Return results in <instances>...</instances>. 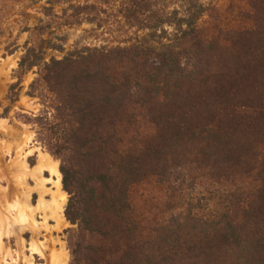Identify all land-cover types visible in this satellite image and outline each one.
Wrapping results in <instances>:
<instances>
[{
  "label": "trees",
  "instance_id": "1",
  "mask_svg": "<svg viewBox=\"0 0 264 264\" xmlns=\"http://www.w3.org/2000/svg\"><path fill=\"white\" fill-rule=\"evenodd\" d=\"M80 1L46 0L41 11L55 18L66 5L63 25L92 22L95 5ZM202 1L107 0L148 33L43 65L50 115L26 123L69 159L64 216L80 240L70 264H264V0ZM12 5L0 0V14ZM42 56L27 49L18 69ZM193 172L241 185L225 215L171 227L143 219L145 186L179 187Z\"/></svg>",
  "mask_w": 264,
  "mask_h": 264
},
{
  "label": "rangeland",
  "instance_id": "2",
  "mask_svg": "<svg viewBox=\"0 0 264 264\" xmlns=\"http://www.w3.org/2000/svg\"><path fill=\"white\" fill-rule=\"evenodd\" d=\"M31 1L14 0V5L0 14V264H26L27 258H31L33 264H50V255L55 249H62L67 264H70L72 245L80 240L73 234L76 226L70 225L64 216L69 197L62 188L59 169L62 161L67 168L69 159L66 155L54 157L37 136L36 128L26 123L43 111L50 113L49 109L45 110L50 95L41 80L43 65L51 57L59 60L73 50L112 47L140 39L148 32L126 26L117 14L116 5L106 3L107 0H81V5L84 2L95 5L89 18L92 22L72 27L63 25L67 19L61 10L66 9V5L54 9L53 16L59 19L46 18L41 11L46 6V0L37 2L35 6ZM221 4L226 5L227 1L222 0ZM47 24L50 28L46 27ZM59 47L62 48L61 53L51 49ZM29 48L43 54V61L39 67L23 74L18 69V63ZM12 86L15 88L10 91ZM37 153L46 155L59 173L61 190L65 195L64 224L55 228V224L48 221V230H45L41 215L36 214L34 220L40 229L19 232L14 229L19 220L14 204L21 203L23 209L24 201H27L33 209L39 197L30 191L36 186L33 180L26 178L25 186L18 185V178L14 179V168L23 161L27 167L33 168ZM43 177L49 178L47 173ZM180 180L182 185L179 187L166 184L156 188L151 184L143 188L146 196L141 213L143 219L168 227L192 219L204 222L217 220L228 212L237 194L238 185L235 188L213 183L198 172L182 176ZM138 195V192L134 194L132 200L141 206ZM44 199L49 201V197ZM25 216L29 218L27 214ZM33 241L44 249L42 257L31 250Z\"/></svg>",
  "mask_w": 264,
  "mask_h": 264
},
{
  "label": "bare ground",
  "instance_id": "3",
  "mask_svg": "<svg viewBox=\"0 0 264 264\" xmlns=\"http://www.w3.org/2000/svg\"><path fill=\"white\" fill-rule=\"evenodd\" d=\"M14 172L16 173L15 175L16 177H14V179L18 178L17 181L19 183L18 184L19 186H25L26 178H29L35 182L36 185L35 188L37 190L34 193H36V195L39 197L38 202L41 206V212L39 215H41L42 227L45 230H48V221H52L55 224V228L62 227L64 222H63V216L60 214V209L61 206L62 207L64 206L65 195L61 190L60 176L58 171L56 170L55 165L51 164L50 160L46 155L37 153L36 164L33 168L27 167V165L23 161L22 163L15 166ZM54 172L57 173V175H53ZM44 173L48 174L49 176L48 179H45L43 177ZM49 180L52 181V183L42 184V181H49ZM47 186H50V188H47ZM45 190L48 191L46 194H44V198L49 197V201H46L45 199L44 201H40V195L45 193ZM24 204L25 207L23 209H21L22 207L21 203L18 202L14 204L15 212L19 213L18 215L19 220L27 219V217L25 216L27 214V216L31 217V220L36 225V228L34 230L38 231L40 228L34 220V216L36 214L33 212V209H35L37 206L32 209L27 204V201H24ZM19 227L20 225L17 224V226H15L14 229H19ZM55 250L51 252L52 254L50 255V264H63V261L66 259V255L64 251L62 249L59 250L57 249V251Z\"/></svg>",
  "mask_w": 264,
  "mask_h": 264
},
{
  "label": "clouds",
  "instance_id": "4",
  "mask_svg": "<svg viewBox=\"0 0 264 264\" xmlns=\"http://www.w3.org/2000/svg\"><path fill=\"white\" fill-rule=\"evenodd\" d=\"M53 175H57V173L54 172ZM43 183H52V181H50V180L49 181H42V184ZM42 184H41V186H42ZM36 190L37 189L34 187L30 191L31 192H35ZM47 191L48 190H45V193H43V194L40 195V201H44V194H46ZM45 203H48V202H45ZM33 212L35 214H37V215L40 214V212H41V206H40L39 202L37 204V207L35 209H33ZM62 213H63V207L61 206L60 214L62 215ZM16 223L18 225H20V227L18 229L19 232L32 231V230H34L36 228V225L31 220V217H29L27 219H23V220H17ZM29 224H31V227H29ZM6 234H8V235H14L15 233H6ZM31 250L33 252H36L37 255H41V256L43 255L42 246H40L36 241H33V247H32ZM26 264H33L31 258H27L26 259ZM63 264H67V260L66 259L63 261Z\"/></svg>",
  "mask_w": 264,
  "mask_h": 264
}]
</instances>
